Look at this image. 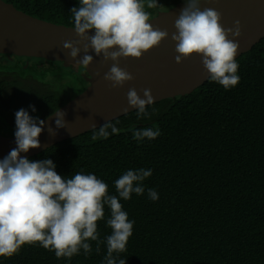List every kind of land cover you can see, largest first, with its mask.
I'll use <instances>...</instances> for the list:
<instances>
[{
  "label": "trees",
  "instance_id": "1",
  "mask_svg": "<svg viewBox=\"0 0 264 264\" xmlns=\"http://www.w3.org/2000/svg\"><path fill=\"white\" fill-rule=\"evenodd\" d=\"M35 18L74 27L79 0H4ZM185 0H158L151 17ZM147 0H145V6ZM239 82L225 89L209 80L191 94L147 106L111 123L120 129L92 139L95 129L60 142L32 161L51 159L71 178L95 174L119 198L115 181L128 170H152L143 195L120 199L133 234L118 255L127 264H264V39L240 56ZM89 86L85 68L0 54V134L15 137V113L44 120ZM34 105L36 111H32ZM155 109V111H153ZM158 128L155 139L133 129ZM155 189L158 199L148 196ZM98 221L100 251L57 258L39 243L25 244L0 264H104L111 210Z\"/></svg>",
  "mask_w": 264,
  "mask_h": 264
},
{
  "label": "clouds",
  "instance_id": "2",
  "mask_svg": "<svg viewBox=\"0 0 264 264\" xmlns=\"http://www.w3.org/2000/svg\"><path fill=\"white\" fill-rule=\"evenodd\" d=\"M202 4V0H185V7L175 20L177 31L171 34L178 53L175 60L183 63L184 59L199 55L210 80L228 89L240 79L236 56L242 25L240 20H235L232 27L225 28L223 14L211 7L202 8ZM157 6L158 0H147L146 6L145 0H79V6L71 9L79 38L64 41L62 47L69 50L76 67L88 68L94 62L93 55L89 54L92 51L105 62L113 61L103 78L113 88L123 87L135 77L119 66L121 58L141 59L169 38L167 30L150 23L151 14L145 10V7ZM141 91L143 97L135 88H130L128 104L137 110L138 118H150L147 106L156 101L151 89ZM30 107L36 111L34 105ZM53 115L56 128H66V113L58 110ZM15 117L17 146L0 159V257H11L23 245L35 243L53 250L57 258H71L81 249L89 255L92 252L89 241H96L98 253L104 241L99 239L97 222L104 218L107 205L111 210L107 225L112 232L106 237L104 264H127L114 253L126 251L135 222L129 220L119 198L130 200L132 193L143 195L142 182L152 175V170L126 171L115 181L119 198L109 195L108 185L95 174L77 172L66 178L56 171L53 160L32 161L22 156L41 147L39 137L45 121L32 117L23 108ZM108 129L111 133L120 131L115 124L107 122L93 133L92 139L107 138ZM48 131L56 134L51 126ZM160 135L158 128L133 129V139L137 141ZM148 196L152 200L159 198L155 189H148Z\"/></svg>",
  "mask_w": 264,
  "mask_h": 264
},
{
  "label": "water",
  "instance_id": "3",
  "mask_svg": "<svg viewBox=\"0 0 264 264\" xmlns=\"http://www.w3.org/2000/svg\"><path fill=\"white\" fill-rule=\"evenodd\" d=\"M202 2V8L211 7L223 14L222 24L225 28L232 27L235 20H240L242 36L239 38L240 50L236 60L264 39V0ZM184 7L185 2L179 3L167 11H158L151 17L150 23L161 30H167L169 38L159 47L145 53L141 59L121 58L119 66L135 77L123 87L113 88L111 82L103 78L114 62H105L102 56L97 57L94 51L90 52L94 62L85 68L89 86L58 109L66 113V128H56V117L52 113L44 119V131L39 137L41 147L21 155L30 159L60 142L98 129L104 123L137 111L128 104L127 92L130 88H135L141 97L142 89H151L155 103H158L191 94L203 86L209 76L199 55L194 54L191 58L184 59L183 63L175 60L178 53L171 34L177 31L175 20ZM78 38L74 27L35 18L18 10L13 4L0 0V54L62 62L67 68H79L74 65L76 61L70 57L69 50L62 47L64 41ZM83 55L81 51V57ZM49 126L55 130V135L49 133ZM16 146L15 137L0 134V159Z\"/></svg>",
  "mask_w": 264,
  "mask_h": 264
}]
</instances>
